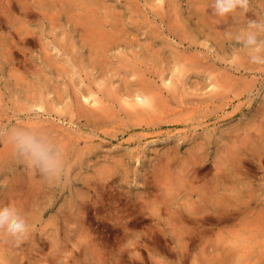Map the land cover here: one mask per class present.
I'll use <instances>...</instances> for the list:
<instances>
[{"label":"rangeland","instance_id":"1","mask_svg":"<svg viewBox=\"0 0 264 264\" xmlns=\"http://www.w3.org/2000/svg\"><path fill=\"white\" fill-rule=\"evenodd\" d=\"M212 4L0 0V124L73 169L49 183L0 142V207L31 225L0 264H264V66L233 40L264 0Z\"/></svg>","mask_w":264,"mask_h":264},{"label":"clouds","instance_id":"2","mask_svg":"<svg viewBox=\"0 0 264 264\" xmlns=\"http://www.w3.org/2000/svg\"><path fill=\"white\" fill-rule=\"evenodd\" d=\"M251 0H213L216 16L227 17L238 10L247 13ZM234 42L246 50L248 61L264 66V20L246 17V28L233 35ZM0 142L7 143L17 161L52 184H69L73 169L65 149L46 129L0 124ZM31 225L12 206L0 207V234L19 244L30 236Z\"/></svg>","mask_w":264,"mask_h":264},{"label":"bare ground","instance_id":"3","mask_svg":"<svg viewBox=\"0 0 264 264\" xmlns=\"http://www.w3.org/2000/svg\"><path fill=\"white\" fill-rule=\"evenodd\" d=\"M98 33L100 34L101 32H97L96 34H98ZM99 34H98V35H99ZM97 38H98V37H97ZM139 97H141V98H140V99H137V103H138V102H140V103H141V102L145 103V102L148 101V98H147V97H146V98H145V97H142V96H139ZM139 97H137V98H139ZM192 162L195 163L194 160H193Z\"/></svg>","mask_w":264,"mask_h":264}]
</instances>
